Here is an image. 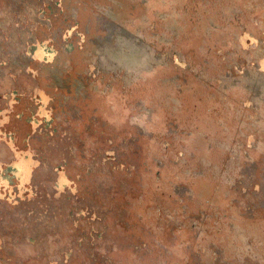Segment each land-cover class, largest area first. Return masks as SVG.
Masks as SVG:
<instances>
[{"label":"rangeland","instance_id":"obj_1","mask_svg":"<svg viewBox=\"0 0 264 264\" xmlns=\"http://www.w3.org/2000/svg\"><path fill=\"white\" fill-rule=\"evenodd\" d=\"M39 43L24 264H264V0H0V63Z\"/></svg>","mask_w":264,"mask_h":264},{"label":"crops","instance_id":"obj_2","mask_svg":"<svg viewBox=\"0 0 264 264\" xmlns=\"http://www.w3.org/2000/svg\"><path fill=\"white\" fill-rule=\"evenodd\" d=\"M32 52L28 65L11 59L0 63V264H24L25 241L32 237L26 234V210L30 214L37 191L43 190L52 172L57 190L59 185L57 169L43 168L39 155L48 137L44 135L43 141L39 128L53 125V95L37 75L36 62L45 61L35 56L34 49ZM25 155L30 158V173L22 181L21 173L17 175L11 168Z\"/></svg>","mask_w":264,"mask_h":264},{"label":"flooded vegetation","instance_id":"obj_3","mask_svg":"<svg viewBox=\"0 0 264 264\" xmlns=\"http://www.w3.org/2000/svg\"><path fill=\"white\" fill-rule=\"evenodd\" d=\"M35 50V56L45 60V61H51L54 58L55 51L52 48H49L47 46V43H39L34 46ZM43 101L45 100L44 96L42 95ZM19 162L14 164L12 166V170L15 172V174H19L22 181L26 179V175L30 173V158L29 156L25 155L20 157L19 156ZM66 183V180L63 175H61V180L59 186L62 187Z\"/></svg>","mask_w":264,"mask_h":264}]
</instances>
